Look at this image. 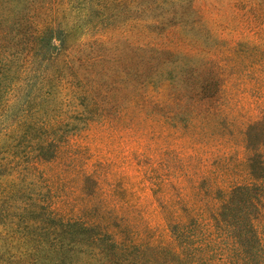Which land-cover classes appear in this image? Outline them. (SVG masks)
Here are the masks:
<instances>
[{
    "label": "rangeland",
    "instance_id": "rangeland-1",
    "mask_svg": "<svg viewBox=\"0 0 264 264\" xmlns=\"http://www.w3.org/2000/svg\"><path fill=\"white\" fill-rule=\"evenodd\" d=\"M116 1L0 0V262L264 264V0Z\"/></svg>",
    "mask_w": 264,
    "mask_h": 264
},
{
    "label": "trees",
    "instance_id": "trees-1",
    "mask_svg": "<svg viewBox=\"0 0 264 264\" xmlns=\"http://www.w3.org/2000/svg\"><path fill=\"white\" fill-rule=\"evenodd\" d=\"M183 1L184 0H161V2H156L155 4L150 5L147 8L148 10H151L152 8L154 10H159L161 12V15L159 14V16H149L150 18L145 19L144 21L147 23L145 25V29L150 30L152 27L162 28L165 23L176 25V23L178 22H174L173 19L174 17L175 19L179 17L175 15L178 11L177 9H182L183 10L182 14L185 11V9L182 7ZM127 2H131L132 5L134 6L136 5V1H133V0H127ZM123 4L124 2L122 0H118L115 2V8L119 9L123 6ZM93 11H94V8L92 7L86 8V12L84 14L82 13L80 15H77L78 20L71 24L69 23L62 24V22H55L57 24H56V27L50 31L49 40H51V42L56 41L61 50L68 49L69 47L68 43L70 41L75 39V41H72L71 45L77 43L78 40H76V38L72 39L73 37H76V33L82 31L83 33L82 35H84V33L86 35L89 33L91 29H93V27H95V24L92 23V19H91V16L94 14ZM61 17L62 16H60L59 18H55V19H61ZM50 46L52 47V44ZM55 47L56 46H53V48ZM252 48H254L255 50H258V47H255V46H253ZM39 250H40V247L29 248V250H26L21 254V259H19L20 261L12 262L11 264H35L34 260L36 259L37 257L36 255L39 252ZM0 264H6V263L0 262Z\"/></svg>",
    "mask_w": 264,
    "mask_h": 264
}]
</instances>
